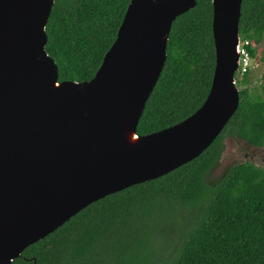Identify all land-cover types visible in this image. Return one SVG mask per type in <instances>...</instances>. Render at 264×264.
I'll return each instance as SVG.
<instances>
[{"label":"water","instance_id":"1","mask_svg":"<svg viewBox=\"0 0 264 264\" xmlns=\"http://www.w3.org/2000/svg\"><path fill=\"white\" fill-rule=\"evenodd\" d=\"M243 1L212 0L216 67L203 106L140 136L172 26L197 0H131L89 82H60L46 50L55 0H0V264H13L92 204L162 178L212 146L240 106ZM236 141L228 138L227 150Z\"/></svg>","mask_w":264,"mask_h":264},{"label":"trees","instance_id":"2","mask_svg":"<svg viewBox=\"0 0 264 264\" xmlns=\"http://www.w3.org/2000/svg\"><path fill=\"white\" fill-rule=\"evenodd\" d=\"M131 0H55L46 50L59 81L89 82L114 44ZM212 0L173 24L167 62L147 102L137 133L147 136L195 114L211 90L216 67ZM240 36L253 58L264 37V0H244ZM247 85L250 74L236 75ZM240 92V106L223 133L199 158L170 174L102 199L13 264H264V167L238 162L215 179L225 141L264 147V88ZM175 207L197 212L177 248L154 263L152 232Z\"/></svg>","mask_w":264,"mask_h":264},{"label":"rangeland","instance_id":"3","mask_svg":"<svg viewBox=\"0 0 264 264\" xmlns=\"http://www.w3.org/2000/svg\"><path fill=\"white\" fill-rule=\"evenodd\" d=\"M259 46V48L264 49V37ZM256 57L253 62L254 67L250 74L249 83L247 85L237 84L239 91L248 89L251 96L252 94L261 92L262 88H264V63L259 61L263 56L259 53ZM263 157L262 150L258 151L248 147L243 142L236 141L228 150L226 147V152L223 158H221L220 165L217 166L211 175L217 179L225 169L241 161L264 167V163L262 162ZM196 215L197 212L191 208L184 209L182 207H175L173 211L166 213L158 221V224L152 230L154 233L153 237L158 242L154 263L163 262L177 248L182 236L192 224Z\"/></svg>","mask_w":264,"mask_h":264},{"label":"built area","instance_id":"4","mask_svg":"<svg viewBox=\"0 0 264 264\" xmlns=\"http://www.w3.org/2000/svg\"><path fill=\"white\" fill-rule=\"evenodd\" d=\"M252 47V43L249 40H242L239 44V54H240V63L238 75L240 78L246 76V74H251V71L254 67L255 58L252 57L249 48Z\"/></svg>","mask_w":264,"mask_h":264},{"label":"flooded vegetation","instance_id":"5","mask_svg":"<svg viewBox=\"0 0 264 264\" xmlns=\"http://www.w3.org/2000/svg\"><path fill=\"white\" fill-rule=\"evenodd\" d=\"M262 162L264 163V157L262 158Z\"/></svg>","mask_w":264,"mask_h":264},{"label":"clouds","instance_id":"6","mask_svg":"<svg viewBox=\"0 0 264 264\" xmlns=\"http://www.w3.org/2000/svg\"><path fill=\"white\" fill-rule=\"evenodd\" d=\"M237 74H238V72H237Z\"/></svg>","mask_w":264,"mask_h":264}]
</instances>
